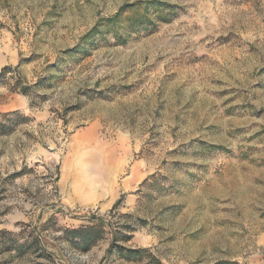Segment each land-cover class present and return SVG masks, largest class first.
Wrapping results in <instances>:
<instances>
[{"label": "rangeland", "instance_id": "rangeland-1", "mask_svg": "<svg viewBox=\"0 0 264 264\" xmlns=\"http://www.w3.org/2000/svg\"><path fill=\"white\" fill-rule=\"evenodd\" d=\"M137 1L0 0V264H264V0Z\"/></svg>", "mask_w": 264, "mask_h": 264}, {"label": "trees", "instance_id": "trees-1", "mask_svg": "<svg viewBox=\"0 0 264 264\" xmlns=\"http://www.w3.org/2000/svg\"><path fill=\"white\" fill-rule=\"evenodd\" d=\"M130 13V14H128ZM174 16V8L170 5H161L158 0H139L134 3H125L117 10V12L105 19H102L86 34L88 38L100 33L99 24L109 25L112 35L122 43H125L127 38L124 33L127 32L129 28L134 29H153L158 23L169 21ZM122 19L124 22L122 23ZM78 46L66 51H76ZM10 71L9 66H4L1 69L0 75L5 72ZM46 78H41L36 81L34 84H22L18 78L15 79L14 84H12L10 91H16L22 94H30L31 89L36 86L40 81L45 80ZM0 135L6 134L11 130V126H8L6 121H12L13 119L9 117V113L0 114ZM117 200L114 203V206L118 204ZM95 219V217L92 216ZM94 224L87 226L85 228H71L66 229L70 234V240L74 241L73 243L77 246H80L81 249L87 250L90 246L95 244L101 237L104 232L102 226V220L96 218ZM0 234H10L9 232L0 230ZM34 240L38 241L37 237H34ZM13 240L11 239V244ZM14 245V244H12ZM18 247V246H17ZM16 247V248H17ZM146 249H125L124 256L132 257L137 254L145 252ZM213 264H227V262L217 261Z\"/></svg>", "mask_w": 264, "mask_h": 264}]
</instances>
